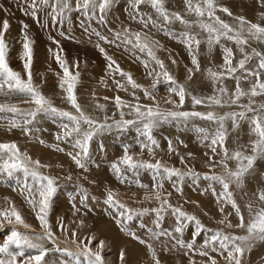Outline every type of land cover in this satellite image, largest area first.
<instances>
[{
    "label": "snow or ice",
    "instance_id": "obj_1",
    "mask_svg": "<svg viewBox=\"0 0 264 264\" xmlns=\"http://www.w3.org/2000/svg\"><path fill=\"white\" fill-rule=\"evenodd\" d=\"M17 3L21 12L31 17L38 26L48 30L55 29L61 38L76 43L83 41L77 39L72 31V13H80L84 17L81 21L83 34L88 36L90 42L93 36L96 37L95 46L107 61L105 76L115 86L116 93L124 92L131 99L119 94L98 98L93 91L90 102L82 104L77 93L81 83L80 61L77 59L70 63L61 41L50 35L49 40L55 47H49L48 52L60 69L57 76L62 95L59 98L71 110L57 106L51 97L44 94L42 85L35 83L32 69L35 41L29 33L27 23L21 22L20 59L24 75L10 66V44L6 34L11 25L5 18L0 21V125L9 132L22 128L28 134L40 117L59 120L60 131L55 135L58 144L54 150L65 152V148L59 147V144L68 145L71 150L66 155L77 168L84 171L88 170L92 143L98 135L114 128L123 131L134 126L139 136L144 138L140 145V155L146 150L151 160L138 158L136 153L126 147L123 155L112 162L110 167L122 184L135 183L145 190L142 200L134 199V203L155 201L157 206L134 209L119 198L120 193L111 188L106 189L103 203L116 213L120 230L146 247L151 264H163L161 254L173 251L181 252L187 257V264H221V261L223 264H249L247 257L254 248L264 244V187L253 192L244 191L243 196L247 197V201L242 209L233 186L243 189L245 177L252 174L256 161L264 159V102L255 99L264 97V49L253 46L264 45V24L252 22L244 16H234L220 0H183V14L181 11L170 10L166 6L167 0H127L125 11L127 20L131 23L121 22L118 29L109 28L110 35H105L93 28L91 23L85 26L84 21L96 20L107 26L106 16L118 0H17ZM259 3L264 6V0H259ZM218 12L231 17L236 22L235 26L217 15ZM189 15H194L195 19H187L186 16ZM261 20H264V13H261ZM132 23L139 25V28L134 29ZM177 23L183 26V30L177 31L172 27ZM160 32L183 44L191 57L193 67L185 66L187 78L184 83L179 82L169 70L165 59L157 54L159 51H167V60L171 65H178L174 55L165 49L159 39L154 38ZM225 41L235 45V50ZM101 42L126 53L133 62H140L151 80L150 86L138 83L130 71L123 69L113 55H109ZM201 44H205L209 52L219 46L222 64L202 69L199 60ZM195 73H201L210 81V95H195L189 90L187 82L193 79ZM41 76L43 79V74ZM227 80L235 82L234 90H229L225 83ZM161 83L167 85L168 96L163 102L170 107L162 106L156 98L157 88ZM243 83L249 86L244 88ZM100 84L111 90V85L104 78L100 80ZM189 98L192 110H183ZM244 98H247V103L241 102ZM101 99L112 102L115 111L111 115L108 114V104L101 103ZM142 99L151 103H143ZM21 104L32 107L23 108ZM198 106L207 110H196ZM218 108L237 110L219 114L216 111ZM192 119L206 121L211 126L195 127L198 141L207 149L203 155L207 157L205 165L208 171L204 173L188 164V159L193 158L194 154L189 152L186 156L181 155L171 139L167 142V154L178 157L183 169L170 166L163 159H156V149L160 148V144L154 138L153 131L169 121L187 122ZM229 121L233 132L241 127L242 122H247L249 135L255 138L250 139L248 144H239L237 137L236 147L230 149L227 146ZM40 143L44 144V141L40 140ZM180 144L183 145V141ZM229 162H234L235 166L230 167ZM52 167L49 163H42L40 159H33L26 151L22 152L16 142H0V182L6 183L23 198L42 229L37 232L26 221L16 203L11 198L4 197L7 206L0 207V228L5 225L12 227L7 240L0 244V264H49L46 257L50 252L67 258L60 261V264H106L105 253L108 246L105 240H97L94 235L81 237L76 230L85 227L82 216L92 211V204L100 203L95 196H89L82 184L77 182L79 205L75 202L76 195L71 197L73 216L77 217L71 223L76 224V229H72L64 217L58 219L55 228L51 224L49 216L61 179L51 174ZM56 167L62 166L57 164ZM217 168L221 171L217 172ZM142 171L152 173L151 188L128 175L131 173L132 177H138ZM63 179L71 181L72 176L69 174ZM186 179L193 183H198L201 179L208 181L205 191L210 190L216 196L221 215L219 219L210 217L207 211L203 215L209 216L216 225L222 227L211 228L195 213L185 210V204L200 208L198 201L172 202L173 191L183 194L182 186ZM166 182L172 185L173 191L165 189ZM216 185H219V191ZM135 195L132 193L133 197ZM228 206L230 210L226 211ZM149 214L155 215V227L149 231L147 238H141L131 231L128 224L136 217ZM165 215L175 218L172 231L161 230ZM233 215L237 223L230 219ZM191 223H194L195 231L191 239L185 241L184 229ZM21 227L24 231L19 230ZM235 230H241L243 234ZM202 233L207 235L202 243L197 244V237ZM161 237H166V240L161 241ZM157 242L161 243L160 253L157 252ZM61 243L75 245V251L71 247H61ZM48 244L52 247H48ZM26 250H32L34 254L26 256ZM193 256L201 259L195 260ZM118 264H127L124 249L119 251Z\"/></svg>",
    "mask_w": 264,
    "mask_h": 264
},
{
    "label": "rangeland",
    "instance_id": "obj_2",
    "mask_svg": "<svg viewBox=\"0 0 264 264\" xmlns=\"http://www.w3.org/2000/svg\"><path fill=\"white\" fill-rule=\"evenodd\" d=\"M220 3L228 7L234 16H244L252 22L264 24V20H261V13H264V6L260 5L259 0H220ZM0 5L3 6L0 8V21L7 18L11 25L9 32L6 34V38L10 44V66L15 71L21 72V74L24 75L23 62L20 59V53L22 51L20 43L22 39L21 22L27 23L29 25V33L35 41L33 46L34 58L32 65L35 83L42 85V91L44 94L51 97L57 106L71 110L70 106H68L65 102H62L59 98L62 95L61 90L58 87L57 76L60 69L48 52L49 47H55V45H52L49 40L50 35L55 36L61 41L64 54L70 63L77 59L80 61L79 71L81 72V83L78 85L77 93L82 104L87 105L90 102L93 91H95L98 98L105 95L113 97L114 95L119 94L126 99H131V97L124 92L116 93L114 91L115 86L111 85V80L105 76L107 61L104 55L101 54L95 46L96 37L93 36L92 41L90 42L88 36L83 34L81 21L84 20V17L80 13H72V31L77 39L83 41L82 43H76L73 40H65L61 38L58 31L55 29L48 30L38 26L31 17L25 16L21 12L20 6L16 0H0ZM126 6L127 0H118V3L112 6L111 11L106 16V20L108 22L107 26L105 24L98 23L96 20H85V26L91 23L92 27L96 30L105 35H110L109 28L118 29L121 22H125L126 24L131 23L127 20V13L125 11ZM166 6L170 10L181 11L182 14L185 11L183 0H167ZM5 9L7 12H5ZM217 15L235 26L236 22L233 21L231 17H228L227 14L218 12ZM186 18L189 20L195 19L194 15L186 16ZM131 26L134 29L139 28V25L134 23H132ZM65 27H67V25H65ZM172 27L177 31L183 30V26L179 23L173 25ZM154 38L159 39L165 49L170 51L178 60V65H171L170 61L167 60V51H159L157 53L162 59H165L166 64L169 66V70L177 77L179 82L184 83L187 78L185 66L193 67L191 64V57L185 46L174 39H169V37L164 35L162 32L156 33ZM224 43L233 47L235 50V45L231 44V42L225 41ZM101 46L108 51L109 55H113L114 59L117 60L123 69L130 71L133 78L138 83L145 85V87L150 86L151 80L147 77L146 70L140 62H133L132 59H129L126 53L118 51L110 45L103 44V42H101ZM253 46L264 49V45L253 44ZM248 50L250 51V49ZM239 58V53H237V59ZM199 60L202 69L222 64V51L219 46H216L211 52H209L207 46L205 44H201ZM253 63H255V60ZM41 74H43V79ZM102 78H104L107 83L111 85V90L100 84V80ZM187 83L189 90L195 95H210L212 92L210 81L205 79L201 73H195L193 75V79ZM225 83L229 87L230 91L234 90L235 82L233 80H227ZM248 86L249 85L247 83L242 84V87L244 88H247ZM138 95L143 97V94L140 92H138ZM167 96V85L161 83L158 85L156 98L164 107H170L163 102L164 98ZM255 99L258 102H264V97H257ZM100 102L108 104L109 115L115 111L111 101H104L101 99ZM142 102L151 103V101L143 99ZM241 102L247 103V98H244ZM21 107L29 108L32 107V105L21 104ZM183 110H192L190 98L186 100ZM196 110L206 111L207 109L198 106ZM231 110L237 109H216L219 114H223L224 112ZM116 118H119L118 113ZM126 118L131 119V117ZM59 124V120L40 117L38 118V122L31 126L32 132L28 134H26L25 130L22 128L13 129L9 132L5 127L0 125V142H16L21 151H26L33 157V159H40L42 163L51 164L53 166L50 170L51 174L61 178L59 180L60 187L53 198L52 210L49 216L50 222L54 228L57 225L58 219L64 217L65 222L69 223L72 229H76V224L71 223L73 220H77V217L73 216L71 197L76 195L79 191L77 188V182H79V184H82L83 187L87 189L89 196H95L100 203L92 204V211L88 212L87 215L82 216L85 221V227L83 229H76L78 234L81 237L94 235L97 240H105L108 249H110H106V264H118V254L120 249H124L126 251L127 264H151L146 252V247L139 244L137 240L132 239L130 235L120 230V226L117 223L118 217L116 213L103 203L106 189L111 188L112 190L120 193L119 198L134 209L157 206L155 201L152 203H134V199L137 201L142 200L145 190L139 188L135 183L122 184L116 178L110 167L112 162L118 160V158L123 155V151L126 147L129 148L131 152L136 153L138 158L151 160V157L148 155L146 150L143 155H140V145L144 138L139 136L134 126L123 131L114 128L111 131L103 132L98 135L92 143L91 161L88 165V170L84 171L77 168L72 160L66 155V152L71 150L68 145L62 143L59 144V147L65 148V152H58L54 150L55 146L58 144L55 140V135L60 131ZM195 127L211 126L206 121L192 119L187 122L179 120L169 121L156 128L153 131V136L160 144V148L156 149V159H163L168 165L183 169V166L179 163L178 157L175 155L169 156L167 154V142L171 139L174 145L178 147L181 155L186 156L189 152L194 154L193 158L188 159L189 165L194 166L195 170L201 173L207 172L208 169L205 165L207 157L203 155L207 149L201 146L198 141ZM228 127L229 137L227 140V146L230 149L236 147L237 137H239V144H248L250 139L255 138L249 135L247 122H242L241 127L234 132L231 131L230 121L228 122ZM40 140H43L44 144H41ZM180 141H183V145L180 144ZM184 145H186V147ZM229 163L230 167L235 166L234 162ZM57 164L62 167L57 168ZM216 171L219 172L221 169L217 168ZM69 174L72 176L71 181L63 179ZM128 175L131 179L138 180L139 183L148 185L149 188H151L153 184L152 173L150 171H142L138 177H132L131 173ZM85 177H87V179H85ZM207 186L208 181L203 179H201L198 183H193L191 180L186 179L182 186L183 194L181 195L173 191L171 184L167 182L165 183V189L173 191V203H183L184 200L198 201L200 208H197L193 204H185V210L190 213H195L204 224L211 228L222 227L216 225L214 220L209 218L210 216L214 219H219L221 214L218 211L219 205L216 203V196H214L210 190L207 192L205 191ZM261 187H264V159L256 161L255 169L252 174L245 177L243 189H238L233 186L236 199L242 209L247 201V197L243 196L244 191L253 192ZM216 188L217 191L220 190L219 185H216ZM132 193L136 194L135 197L132 196ZM4 197H9L16 203V206L25 215L26 221L31 224L37 232L42 231L39 227V222L35 219V214L32 213L28 206L23 202V198L16 192H13L12 188L7 186L6 183L0 182V207L7 206L4 203ZM75 202L79 205L78 195H76ZM227 210H230V206L226 208V211ZM205 211L209 213V216L203 215ZM245 217L247 219L246 209ZM230 219L233 220V223L238 222L234 215ZM154 220V214L136 217L133 221L129 222L128 227L132 232H135L141 238H147L149 231L155 227L153 223ZM174 226L175 218L171 215H165L164 220L161 222V230L172 231ZM11 227V225H5L4 228H0V244L7 240L10 235ZM19 230L24 231L22 227ZM194 231V223L188 224V226L184 229L183 239L185 241H189ZM235 231L239 234H243L241 230ZM205 235H207V233H202L200 237H197V244L202 243ZM61 239L63 240V237H61ZM164 240H166V237H161V241ZM47 246L52 247L50 244ZM169 246H171L170 243ZM61 247H71L72 250L75 251V245L61 243ZM156 248L157 252L160 253V242H157ZM29 254H34V252L32 250H26L25 255L27 256ZM189 255L191 256L192 254L189 253ZM192 258L195 260L201 259L198 256H193ZM46 259L49 261V264H60V261L67 258L62 257L59 253L50 252ZM161 259L163 264H187L188 260V258L181 252L175 251L162 253ZM262 259H264V244H260L254 248L251 254L247 257L249 264H262ZM221 264H223V261H221Z\"/></svg>",
    "mask_w": 264,
    "mask_h": 264
},
{
    "label": "built area",
    "instance_id": "obj_3",
    "mask_svg": "<svg viewBox=\"0 0 264 264\" xmlns=\"http://www.w3.org/2000/svg\"><path fill=\"white\" fill-rule=\"evenodd\" d=\"M17 1V0H16Z\"/></svg>",
    "mask_w": 264,
    "mask_h": 264
}]
</instances>
